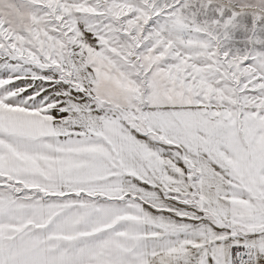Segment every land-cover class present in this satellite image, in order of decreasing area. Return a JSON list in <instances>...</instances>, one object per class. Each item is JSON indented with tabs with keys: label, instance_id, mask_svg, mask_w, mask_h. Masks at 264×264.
<instances>
[{
	"label": "snow or ice",
	"instance_id": "snow-or-ice-1",
	"mask_svg": "<svg viewBox=\"0 0 264 264\" xmlns=\"http://www.w3.org/2000/svg\"><path fill=\"white\" fill-rule=\"evenodd\" d=\"M0 264H264V0H0Z\"/></svg>",
	"mask_w": 264,
	"mask_h": 264
}]
</instances>
